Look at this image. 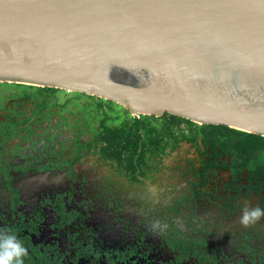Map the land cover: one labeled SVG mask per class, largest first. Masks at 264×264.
<instances>
[{
  "label": "flooded vegetation",
  "instance_id": "obj_1",
  "mask_svg": "<svg viewBox=\"0 0 264 264\" xmlns=\"http://www.w3.org/2000/svg\"><path fill=\"white\" fill-rule=\"evenodd\" d=\"M129 118L79 93L0 98V264H264L260 179L209 167L200 139L145 145Z\"/></svg>",
  "mask_w": 264,
  "mask_h": 264
},
{
  "label": "water",
  "instance_id": "obj_2",
  "mask_svg": "<svg viewBox=\"0 0 264 264\" xmlns=\"http://www.w3.org/2000/svg\"><path fill=\"white\" fill-rule=\"evenodd\" d=\"M0 83L264 137V0H0Z\"/></svg>",
  "mask_w": 264,
  "mask_h": 264
},
{
  "label": "trees",
  "instance_id": "obj_3",
  "mask_svg": "<svg viewBox=\"0 0 264 264\" xmlns=\"http://www.w3.org/2000/svg\"><path fill=\"white\" fill-rule=\"evenodd\" d=\"M0 87L21 90L28 89L33 91L36 96L45 91H60L50 88L7 83H0ZM101 101L108 104L110 108L113 106L119 107L111 101ZM103 105L105 106V104ZM103 105L100 103L97 107L101 108ZM125 113L128 114L127 112ZM129 116L131 118L125 120L126 129L124 131L130 130V128H135L137 131L141 129L145 137V145L149 143L155 145L160 143L161 150H165L168 143L166 138L168 137L173 139L172 141L175 146H178L180 141L197 143L198 139H200L206 150L210 151L209 167L218 166L221 169L229 168L235 173L237 170L243 171L249 169L252 177H256V179L258 178L261 181V186H258L256 191L258 193L264 192V137L241 132L226 126L197 125L189 120L168 114L160 118L150 116L138 118L130 114ZM183 125H186V128L183 129ZM176 129L179 131L178 134L176 133ZM140 137L138 139H141ZM221 156H231V165L229 166L225 163L221 166L217 165V161Z\"/></svg>",
  "mask_w": 264,
  "mask_h": 264
},
{
  "label": "rangeland",
  "instance_id": "obj_4",
  "mask_svg": "<svg viewBox=\"0 0 264 264\" xmlns=\"http://www.w3.org/2000/svg\"><path fill=\"white\" fill-rule=\"evenodd\" d=\"M20 91H21L20 89L13 90V89H11L9 87H0V98L1 97L8 98L10 93L11 94H13V93H18L19 94ZM11 104H13V102L6 103V107L7 108L11 107ZM182 154H183L184 157H188V158L190 157L194 161L197 160L198 157H199L198 153H196L195 151L190 152V153L185 151ZM176 157L178 159V162H180L181 161L180 160L181 157L180 156H176ZM200 159H201V157H200ZM223 160H228L229 161L230 159L225 158ZM242 173L243 174L241 175V179L245 180L247 178V176H248V173L247 172H242ZM221 174H222V178H223L224 182H227L228 179L231 176L229 172H225V171H222ZM210 186L212 187V185H210ZM220 191H222V190H220ZM245 200L247 201V202H245V205H246L245 210H242V212L240 214L234 215L235 216L234 218L235 219H239L241 222H243L245 224L248 223L247 225H252L251 223L257 222V220L255 218V215L258 216V214H256V212H255L256 210L255 209H251L250 208L252 206V204L250 202L253 203L254 201L253 200H249V199H245ZM260 218H261V216H260ZM260 223H261V221H259V223L257 225H259Z\"/></svg>",
  "mask_w": 264,
  "mask_h": 264
}]
</instances>
